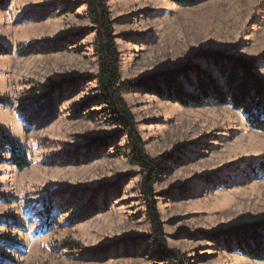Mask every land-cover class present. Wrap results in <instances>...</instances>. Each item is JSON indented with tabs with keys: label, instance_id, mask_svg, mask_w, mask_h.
Masks as SVG:
<instances>
[{
	"label": "rangeland",
	"instance_id": "obj_1",
	"mask_svg": "<svg viewBox=\"0 0 264 264\" xmlns=\"http://www.w3.org/2000/svg\"><path fill=\"white\" fill-rule=\"evenodd\" d=\"M123 81L195 63L202 51L264 52V0H107ZM97 30L85 0H0V245L11 264H178L160 255L144 170L100 97ZM256 73L264 79V60ZM152 159L168 249L187 264H264L229 227L264 220V133L230 104L185 107L123 95ZM3 137L27 150L19 170ZM53 205L45 227L46 203ZM10 222V225H9ZM213 237L216 241L211 240Z\"/></svg>",
	"mask_w": 264,
	"mask_h": 264
},
{
	"label": "trees",
	"instance_id": "obj_2",
	"mask_svg": "<svg viewBox=\"0 0 264 264\" xmlns=\"http://www.w3.org/2000/svg\"><path fill=\"white\" fill-rule=\"evenodd\" d=\"M173 1L182 4L193 0ZM85 3L88 6L89 17L97 30L94 49L99 60V72L96 76L99 95L109 106L114 120L125 127L135 159L144 170L141 191L147 203V215L160 255L174 259L178 264H187L181 253L168 249L155 199V177L159 172L157 163L166 161L168 156L152 159L146 154L134 117L123 95L140 89L175 100L185 107L204 106L209 103L230 104L235 110L242 111L247 116L250 127L264 133V79L256 73L257 60H264V52L257 58L245 59L220 51H202L195 58L206 62L207 68L187 63L146 75L141 79L123 81L114 22L107 0H85ZM3 142L11 153L14 166L19 170L30 167L29 155L20 142L7 137H3ZM260 166L264 171V164ZM46 204L45 227H49L53 205L50 206L48 202ZM223 234H227L228 240H231V243L229 241L228 243L241 254L257 261H264V220L229 227L223 233L217 234L216 239ZM214 238L211 240L216 241ZM0 245L4 248L12 247L5 239H0ZM1 259L0 257V264H11Z\"/></svg>",
	"mask_w": 264,
	"mask_h": 264
}]
</instances>
